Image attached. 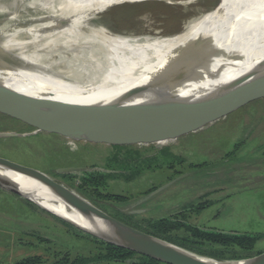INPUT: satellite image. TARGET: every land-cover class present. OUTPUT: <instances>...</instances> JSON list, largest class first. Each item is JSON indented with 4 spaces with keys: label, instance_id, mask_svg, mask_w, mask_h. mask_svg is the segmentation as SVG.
Wrapping results in <instances>:
<instances>
[{
    "label": "rangeland",
    "instance_id": "rangeland-1",
    "mask_svg": "<svg viewBox=\"0 0 264 264\" xmlns=\"http://www.w3.org/2000/svg\"><path fill=\"white\" fill-rule=\"evenodd\" d=\"M30 2L17 0L19 15L15 20L0 14V60L9 65L20 63L15 56L20 50L10 52L5 46L27 42L28 37L15 34L28 23L36 24L47 17ZM164 2L120 3L97 15L89 28L137 38L169 36L214 10L221 0ZM43 43L28 44L24 52L53 57ZM57 70L53 68V72ZM1 134L14 136L0 137V158L48 174L76 193L80 184L64 179L60 171L101 169L113 152L106 143L73 132L44 131L3 112ZM237 143L234 157L226 158ZM126 146L138 151L141 158L153 159L133 181H109L101 190L103 195L124 197L123 202L99 198L107 214L115 215L118 210L140 221L173 214L180 217L182 213L189 224L200 228L264 235V97L188 134L149 142L134 139ZM165 148L169 154H158ZM208 203L211 205L199 208ZM185 207L193 210L184 211ZM254 251L264 253V238ZM95 252L91 241L68 231L52 217L31 213L13 193L0 187V264L32 257H39V264L71 263L78 255L89 257Z\"/></svg>",
    "mask_w": 264,
    "mask_h": 264
},
{
    "label": "bare ground",
    "instance_id": "bare-ground-1",
    "mask_svg": "<svg viewBox=\"0 0 264 264\" xmlns=\"http://www.w3.org/2000/svg\"><path fill=\"white\" fill-rule=\"evenodd\" d=\"M152 1L170 4L169 0H31L29 5L47 17L15 34L28 37L27 42L5 46L10 52L20 50L15 55L20 63L13 66L0 60V87L83 110L106 107L102 114L118 109L110 116L120 121L145 110L220 94L242 82L264 80V0H221L213 11L169 36L137 38L89 28L97 15L120 3ZM18 7L17 0H0V14L10 20L19 15ZM37 42H44L47 54L54 56L41 58L24 52L28 44ZM53 68L58 70L53 72ZM0 101L11 104L8 99ZM133 108V114L122 115V109ZM76 115L94 116L80 111ZM116 122L105 121L108 125ZM0 182L49 204L51 211L84 229L93 225L113 238L122 235L77 212L26 176L0 167ZM249 262L255 264L258 259Z\"/></svg>",
    "mask_w": 264,
    "mask_h": 264
},
{
    "label": "water",
    "instance_id": "water-1",
    "mask_svg": "<svg viewBox=\"0 0 264 264\" xmlns=\"http://www.w3.org/2000/svg\"><path fill=\"white\" fill-rule=\"evenodd\" d=\"M263 97L264 80L258 78L248 83L242 82L234 86V88L201 100L171 104L155 111L145 110V112L140 113L138 116H130L108 125L105 121L112 118L111 114L119 112L118 109L116 111L112 110L111 114L110 112L102 114L107 109L106 107L83 110V107L80 106L45 98H36L0 87V98L8 99L11 102V104H6L0 101V112L10 114L28 122L32 126H37L38 129L41 128V130L43 129L51 133L73 132L108 145L126 146L134 139H142L149 142L152 139H164L188 134L206 125L208 126L209 123L217 119L226 118L233 112ZM135 109H122L121 113L122 115H131L136 111ZM76 111L89 114L88 117L94 116L85 119L76 115ZM13 136L12 134L0 135V137ZM0 167L18 175L26 176L47 187L56 196L70 204L77 212L91 217L94 222L105 225L122 235L119 238H113L111 233L99 231L100 229L93 225H90L89 230L84 229L76 223H72L64 217L59 216L56 212L51 211L52 209L48 208L50 207L49 204L30 198L14 186L0 182V187L31 202L44 212L64 221L87 235L128 249L158 262L164 264H237L247 262L246 264H250L249 261L258 259V262L255 264H264V253L247 260L227 262H217L197 256L122 223L48 174L16 164L4 158H0ZM82 170L64 169L60 172L62 174L78 173ZM40 197L37 199L42 200L43 198ZM47 200L49 199H45L44 201ZM114 235L116 236V234Z\"/></svg>",
    "mask_w": 264,
    "mask_h": 264
},
{
    "label": "trees",
    "instance_id": "trees-1",
    "mask_svg": "<svg viewBox=\"0 0 264 264\" xmlns=\"http://www.w3.org/2000/svg\"><path fill=\"white\" fill-rule=\"evenodd\" d=\"M115 121L109 119L106 121ZM113 152L106 159V164L97 169H84L78 173H66L61 176L69 181H75L80 184L78 193L91 201L100 210L107 213L106 205L101 204L98 199L114 200L123 202L124 197L118 195H103L101 190L107 188V183L114 180H123L131 182L138 177L139 172L145 167L146 163L153 158H141L138 151L131 150L127 146L110 145ZM239 145L235 144L232 151L225 154V157L230 159L234 157ZM169 154L168 150L162 149L158 154ZM180 159V158H178ZM181 160V159H180ZM89 190V191H86ZM18 200L26 206L31 213H41L56 220L57 223L66 227L68 231L76 234L81 238L91 241L96 246V252L89 257L78 255L71 263L63 262V264H164L151 258L139 255L128 249H124L105 241L87 235L75 227L65 223L62 220L44 212L36 207L31 202L14 195ZM200 205L203 209L210 206ZM190 210L193 208L188 207ZM183 208L184 211L188 209ZM113 218L122 223L133 227L137 230L145 232L157 239L170 243L185 251L193 253L197 256L208 258L217 262L241 261L253 258L260 254L255 252V245L258 241L264 238V235L253 233H238L224 232L214 229L200 228L196 225L189 224L182 213L179 215H171L159 219L134 220L133 216L123 215L118 210H115ZM182 232V233H181ZM60 261L59 263H61ZM39 257L22 259L13 264H39ZM58 263V264H59Z\"/></svg>",
    "mask_w": 264,
    "mask_h": 264
}]
</instances>
